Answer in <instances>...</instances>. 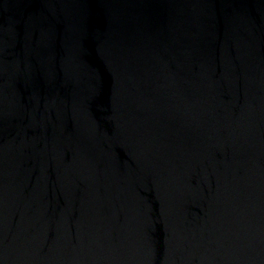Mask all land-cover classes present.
Instances as JSON below:
<instances>
[{
	"label": "water",
	"instance_id": "95a60500",
	"mask_svg": "<svg viewBox=\"0 0 264 264\" xmlns=\"http://www.w3.org/2000/svg\"><path fill=\"white\" fill-rule=\"evenodd\" d=\"M0 264H264V0H0Z\"/></svg>",
	"mask_w": 264,
	"mask_h": 264
}]
</instances>
